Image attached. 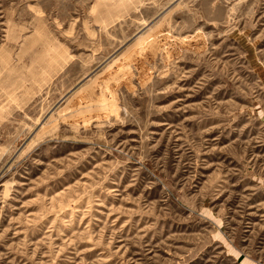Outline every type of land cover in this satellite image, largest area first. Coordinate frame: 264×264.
<instances>
[{"label": "rangeland", "instance_id": "rangeland-1", "mask_svg": "<svg viewBox=\"0 0 264 264\" xmlns=\"http://www.w3.org/2000/svg\"><path fill=\"white\" fill-rule=\"evenodd\" d=\"M0 264H264V0H0Z\"/></svg>", "mask_w": 264, "mask_h": 264}, {"label": "bare ground", "instance_id": "bare-ground-1", "mask_svg": "<svg viewBox=\"0 0 264 264\" xmlns=\"http://www.w3.org/2000/svg\"><path fill=\"white\" fill-rule=\"evenodd\" d=\"M111 68H114V69H119V68H121V66H120V63H113L112 65H111Z\"/></svg>", "mask_w": 264, "mask_h": 264}]
</instances>
